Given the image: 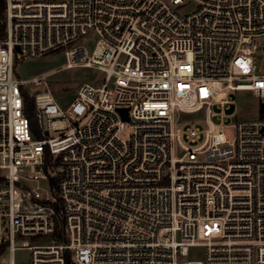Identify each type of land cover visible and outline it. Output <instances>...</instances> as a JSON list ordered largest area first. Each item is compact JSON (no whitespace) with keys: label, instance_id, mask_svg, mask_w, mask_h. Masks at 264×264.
<instances>
[{"label":"built area","instance_id":"1","mask_svg":"<svg viewBox=\"0 0 264 264\" xmlns=\"http://www.w3.org/2000/svg\"><path fill=\"white\" fill-rule=\"evenodd\" d=\"M184 1L0 0L9 264L17 249L30 264H264V0H192L180 13ZM91 32L89 50L78 41ZM57 50L65 67L102 71L101 85L82 83L63 105L45 74L14 77L17 56ZM238 90L262 99V115L237 120L229 140L221 109ZM199 110L206 127L182 129V115ZM40 235L51 239L30 243ZM194 247L201 256L188 257Z\"/></svg>","mask_w":264,"mask_h":264},{"label":"rangeland","instance_id":"2","mask_svg":"<svg viewBox=\"0 0 264 264\" xmlns=\"http://www.w3.org/2000/svg\"><path fill=\"white\" fill-rule=\"evenodd\" d=\"M196 8V3L192 0L184 1L176 6L180 13H188ZM97 40L95 33L91 32L85 35V38L80 39L78 42L82 43L86 48L91 50ZM258 45L264 44V35L255 38ZM66 57L62 50L53 51L42 56L26 57L17 56L13 74L14 77L21 79H29L36 74L43 73L46 76V82L49 89L52 91L60 104L67 105L74 97L79 86L84 83H91L94 85H101L104 79V73L96 67H86L73 65L65 67ZM259 70L264 72V58L259 61ZM25 88L33 93L34 91H42L45 89L43 84L34 85L27 84ZM231 101L227 107L221 109L225 119L224 132L229 140L234 136L233 124L237 120L242 119H255L262 115L261 112V98L255 96L251 91L238 90L230 93ZM182 118L187 119L185 123L181 124L182 129L186 126H199L200 128L206 127L204 119V111L199 110L194 113L182 115ZM132 131L131 125H126L119 133L120 137L127 138ZM189 145H192L189 143ZM180 150H176L175 155L179 156ZM30 243H43L49 242V235H40L38 237H30ZM201 247H194L190 250L188 257L201 256ZM14 261L16 264H30L31 256L28 249H17L13 253ZM10 254L8 251L0 253V264H9Z\"/></svg>","mask_w":264,"mask_h":264},{"label":"trees","instance_id":"3","mask_svg":"<svg viewBox=\"0 0 264 264\" xmlns=\"http://www.w3.org/2000/svg\"><path fill=\"white\" fill-rule=\"evenodd\" d=\"M57 51H59V50H57ZM23 100H24L23 111L25 112V114L28 117L30 128L36 136H40L36 117H35V105L33 102V98L27 92L24 91V99ZM0 253H2V248H0Z\"/></svg>","mask_w":264,"mask_h":264},{"label":"water","instance_id":"4","mask_svg":"<svg viewBox=\"0 0 264 264\" xmlns=\"http://www.w3.org/2000/svg\"><path fill=\"white\" fill-rule=\"evenodd\" d=\"M16 49H18V47H16ZM118 110L121 113L122 117L124 119H127L126 109L125 108H119Z\"/></svg>","mask_w":264,"mask_h":264}]
</instances>
